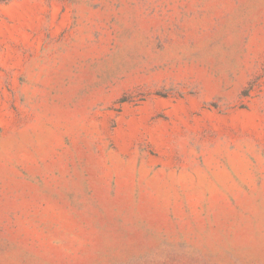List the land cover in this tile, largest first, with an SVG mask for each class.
I'll use <instances>...</instances> for the list:
<instances>
[{
    "label": "rangeland",
    "instance_id": "obj_1",
    "mask_svg": "<svg viewBox=\"0 0 264 264\" xmlns=\"http://www.w3.org/2000/svg\"><path fill=\"white\" fill-rule=\"evenodd\" d=\"M0 264H264V0H0Z\"/></svg>",
    "mask_w": 264,
    "mask_h": 264
}]
</instances>
